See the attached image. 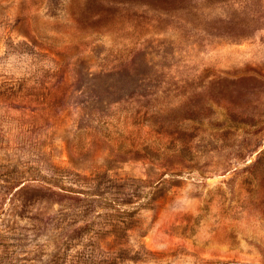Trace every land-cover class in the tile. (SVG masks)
<instances>
[{
    "label": "rangeland",
    "instance_id": "obj_1",
    "mask_svg": "<svg viewBox=\"0 0 264 264\" xmlns=\"http://www.w3.org/2000/svg\"><path fill=\"white\" fill-rule=\"evenodd\" d=\"M0 264H264V0H0Z\"/></svg>",
    "mask_w": 264,
    "mask_h": 264
}]
</instances>
